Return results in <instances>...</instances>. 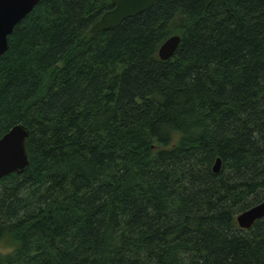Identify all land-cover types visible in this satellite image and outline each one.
<instances>
[{
	"label": "trees",
	"instance_id": "obj_1",
	"mask_svg": "<svg viewBox=\"0 0 264 264\" xmlns=\"http://www.w3.org/2000/svg\"><path fill=\"white\" fill-rule=\"evenodd\" d=\"M39 0L0 56V264H264V0ZM173 57L158 56L171 36ZM221 160L215 173L216 159Z\"/></svg>",
	"mask_w": 264,
	"mask_h": 264
},
{
	"label": "water",
	"instance_id": "obj_2",
	"mask_svg": "<svg viewBox=\"0 0 264 264\" xmlns=\"http://www.w3.org/2000/svg\"><path fill=\"white\" fill-rule=\"evenodd\" d=\"M39 0H0V56L8 50V36L14 27L32 11ZM113 8L104 12L91 27L93 33L120 25L124 20L137 16L153 6L156 0H110ZM180 43L177 35L169 37L159 48L158 56L166 61L173 57ZM29 129L22 124L14 125L0 138V179L17 173L21 174L29 164L26 140ZM221 160L216 159L213 171L217 173ZM264 218V200L240 213L237 224L241 229H249L259 219Z\"/></svg>",
	"mask_w": 264,
	"mask_h": 264
},
{
	"label": "bare ground",
	"instance_id": "obj_3",
	"mask_svg": "<svg viewBox=\"0 0 264 264\" xmlns=\"http://www.w3.org/2000/svg\"><path fill=\"white\" fill-rule=\"evenodd\" d=\"M99 19H100V18H99ZM99 19H98V20H99ZM98 20H97V21H98ZM97 21H96V22H97ZM96 22H95V23H96ZM95 23H94V24H95ZM94 24H93V25H94ZM93 25H92V26H93ZM92 26H91V27H92ZM91 27H90V29H91ZM90 32H91V31H90ZM91 33H93V32H91Z\"/></svg>",
	"mask_w": 264,
	"mask_h": 264
}]
</instances>
